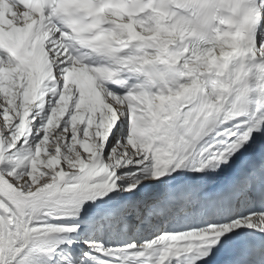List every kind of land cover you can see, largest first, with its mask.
Masks as SVG:
<instances>
[{"label":"snow or ice","instance_id":"snow-or-ice-1","mask_svg":"<svg viewBox=\"0 0 264 264\" xmlns=\"http://www.w3.org/2000/svg\"><path fill=\"white\" fill-rule=\"evenodd\" d=\"M0 264H264V0H0Z\"/></svg>","mask_w":264,"mask_h":264}]
</instances>
